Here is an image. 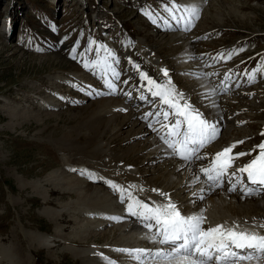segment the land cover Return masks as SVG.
Returning <instances> with one entry per match:
<instances>
[{"label":"rangeland","instance_id":"1","mask_svg":"<svg viewBox=\"0 0 264 264\" xmlns=\"http://www.w3.org/2000/svg\"><path fill=\"white\" fill-rule=\"evenodd\" d=\"M161 1L0 0V264H25L23 259L29 264H107L101 259L84 261L79 253L95 243L94 246L102 248L116 247L114 241L119 233L114 227L98 230L97 233H105L102 239H86L96 233L92 222L99 221L100 215L90 208L93 203L85 199L84 194L80 197L76 192L67 193L64 176L83 179L85 176L79 172L100 169L99 172H103L112 162L114 164L109 157L105 161L106 169L103 166L94 168L98 160L94 149L98 143L120 157L118 164L122 162L139 168L144 159L151 156V146L141 140L137 128L127 126L128 123L123 127L122 119H129L126 112H118L122 99L97 94L89 96L93 86L94 92L100 90L98 70L84 67V62H89L88 57L91 61L97 59L96 45L90 46L89 41L97 44L105 41L119 57V62H123V68L135 57L129 53L137 52L134 46L144 43L153 52V58H159L157 64L169 68L175 88L194 94V102L201 109L203 107L207 116L209 103L202 99L204 106H200L202 97L199 98L194 86L200 68L190 63L209 60L208 64H215L228 51L232 53L231 58L240 55L235 62H228L225 59L229 54H224L225 61L219 65L222 69L236 70L234 90L245 91L247 95L241 99L248 101L238 104L256 103L248 106L243 114L225 105L222 112L227 111L229 115L223 114L222 118L241 120L239 127L245 132L234 130L231 133L232 139L243 141L241 150H246V135L255 136L256 141L263 138L260 131L264 127L261 129L260 123L264 122V74L259 70L264 61V0H203L204 16L195 19L191 31L183 33L192 36L188 40L187 37L172 38L171 35H181V32L162 33L148 23L149 13L155 9L150 3ZM175 2L181 4V0ZM74 46L75 58L72 55ZM125 47L130 48L127 55L121 50ZM103 55L101 52L100 58ZM138 66L143 69L140 64ZM218 68L221 67H207L214 71ZM253 70L257 73L254 81L249 82L247 74ZM218 72L221 74L222 70ZM176 83L181 88H177ZM228 104L235 105L234 102ZM239 107L235 110L242 109ZM143 111L137 114L141 116ZM46 113L51 117L45 118ZM99 129L104 131L100 141ZM65 165L71 168L65 171ZM73 166L83 169L73 171ZM165 175L158 172L146 178L157 185L165 180ZM115 176L121 177L120 174ZM100 182L95 180L90 186L99 187ZM45 196H48L47 203H43ZM45 208L64 210L51 221L50 216L42 215ZM110 214H114L112 210ZM110 214L107 216L115 217ZM102 219L105 220L103 216ZM57 234L59 238L51 248L36 246L31 240L37 235L53 239L51 236ZM126 235L136 240L131 233ZM83 237L84 243L78 242ZM148 244L150 242L146 241L145 245ZM111 257L115 263H135L119 251Z\"/></svg>","mask_w":264,"mask_h":264},{"label":"bare ground","instance_id":"2","mask_svg":"<svg viewBox=\"0 0 264 264\" xmlns=\"http://www.w3.org/2000/svg\"><path fill=\"white\" fill-rule=\"evenodd\" d=\"M181 4H182V6H187V7H190L192 5L198 7L199 17L204 16V13H202L203 6H204L203 0H181ZM171 36H172V38H175V39L178 37L179 38L187 37V40H188V38L191 39V37H192L191 35H184L183 33L181 35H175L174 34ZM141 43H142V41H141ZM130 47H132V46H130ZM134 47L138 50L136 53L129 52L131 54V57H132V55H135V57L131 58V60L128 63V69H129L128 71L130 72V76L137 77V73H136L137 71L135 70L134 65L140 64L144 69L143 72L147 73V75L149 77H151L152 79L156 80L159 83H165L167 80L170 79L172 82V85L174 86V80H172L169 68L165 67V66L158 65L159 64L158 63L159 58H153V56H154L153 52L150 51L148 49V47L146 45H144V43L142 44V46H138V47L134 46ZM128 49H130V48L125 47V48H122L121 50L124 51L123 54L127 55ZM248 49H250V48H248ZM224 54L228 55L229 51L224 52L222 54L223 55L222 58L225 57ZM259 55H260V53H259ZM238 56L240 57V55H237L236 57L234 56L230 59L226 58L225 60H228V62H230V61L235 62V60L238 58ZM133 59H136V60L134 61ZM263 59H264V57H263ZM204 62H205V65H203ZM208 63H209V60H207V61L197 60L194 63L192 62L190 64L193 66H198L200 68V71H199L200 76H197V78H199V79H195V85L194 86H195L196 93L199 94V98L202 97L201 101H200V106H204L201 104L202 99L203 100L205 99L207 104L209 103V107L206 104V106L208 108H210L209 109V116H207L203 110H201L197 106H195V102L193 99L194 94L191 95V93L187 90L175 88L178 92L183 93L185 99L189 103H191V105L195 109H198L204 115V117L206 119H208L209 121L218 122V126H219L220 130L222 131V129H223L222 134L219 136L217 141L215 143H212L210 147L204 149L200 153L203 156L204 155L207 156V160L205 163L193 162L191 165H186L183 161H179L178 159L174 160L173 157H170L169 155L166 154V152L164 150L165 148L163 147L162 143L159 142L158 139L156 138L155 133L153 132V129L151 127H149L148 122L144 120L145 111H143V114L140 116L137 114L138 110L136 111L134 109H131L130 107H126L125 105L121 104L118 106V112L119 113H122L123 111L126 112V114H127L126 117L129 119V120L122 119L123 120V127H124V123H128L127 126H131V128H137L136 129L137 134L139 131L140 132L139 134L141 136V140L144 139L143 142H147L151 146L150 148L148 147L151 150V152H150L151 156L144 159V161L140 165L141 169L137 166L135 167V166H130V165L129 166L124 165L122 162L120 164H118L121 161L120 157L113 155L108 149H105L104 148L105 145H103L102 143H100V144L98 143V146L94 149V153L97 154L95 157H97L98 160L96 161L95 167L94 166L93 167L96 168V170H97V168H100L102 166L106 169L107 163L105 161H107L109 159V157L111 158V162L112 161L115 162L114 164L112 162V164H110V166H108V169L104 170L103 172H99L101 169L98 172L95 170L89 171L88 175L85 176L83 179H79L78 177L77 178L69 177L68 175L64 176L65 183H67V185H68V187H67V185L65 186V187H67L66 188L67 193L76 192L78 195L80 194V197H81V194L82 195L84 194V198L85 197L88 198L93 203V205L90 208L96 209L98 215H100V218L99 219L97 218L99 221H93V222L91 221L92 225H93L92 229H94L95 231L94 230L93 231L96 233L88 236L86 239L95 238V237L96 238L101 237L100 239H102V237L105 236V233L100 234V233H97V231L98 230H105L106 227H112L111 230L114 227L117 229L115 232L117 234L119 233L118 239H115V241H114V245H116V247L113 246L114 249H112L110 247H103L102 248V247H99L98 245L94 246L96 244L95 243L93 246L86 248L83 251H81L79 253V257H82V259L84 261L101 259V260H105L107 264H127L125 262H123V263L116 262L115 263L113 261V258L111 256L116 255V252H117L116 248L117 247H119L118 249H121V248L122 249L146 248V249H150L152 251H155L157 249V247L155 245H152V242L149 239L150 236L143 233L147 229L140 228V227H143L142 224L139 222V225H138L136 223V221H133L131 219V217L126 214V203L121 204L119 202L120 200H118L116 198L117 196L116 197L112 196V194H110L100 184L102 182V180H111L115 184H117L118 186H120V187L123 186L125 189L128 190V192H131L134 197H136V198H138L144 202H148V203H151L152 201H155L157 203L166 202L164 200V198L161 197L158 193L152 191V189H159L160 191L170 195L171 199L181 208L183 214L192 215V214H200L201 212H203V215L207 218L206 223L204 225L205 228H207L209 226H215L217 224L224 225L225 228H232L234 225H238L239 227L236 229L237 231L247 230L249 232H256L260 235H264V227H258V225H264V194H262V195L259 194V195L251 196V197L245 196L242 198V193L239 192L238 190L235 192H228L227 191L228 187L230 186L227 179H225L223 182L225 186H223L222 188H216V189H209L208 185L203 182V178H201L200 182H197V180H196V177L198 175H200L199 169L201 167H207L209 165L210 160L215 156V154L217 152H220L221 150H223L225 147H229V146H232L235 144L236 146L233 148L234 154L240 153V152L251 153L250 155H245L243 157H239L234 162L233 168L229 170L231 172V171H234L235 169H237L239 167L244 166L248 162H250L260 151V149L257 146H259L261 143H264V140H263L258 145H255L254 148H252V151H254V149L257 148V150H256L257 154L255 155V153L253 154L252 151H250L251 148H248L254 142L257 143L255 136L250 135V134L246 135V137H245L247 139L245 142V145H246L245 149L246 150H241V144L242 143H237V142H240L242 140L236 139V138L232 139L231 133L234 130L244 131V129L236 127L238 124L242 123L239 118L233 119V120H229L228 118L226 120V118L225 119L222 118L223 117V112H222L223 107L225 105H228V106L233 108V111H236V112L245 111V110H248V108H249L248 106L253 105L256 102L255 101H254L255 103L249 102L248 106L237 105L240 102H248V101L242 100V99H244L242 97H246V95H247L245 93V91L243 92L242 90L235 91L232 97L221 96V94L224 93V91L223 92L220 91L219 88H217V84H220L219 81H220L222 75L227 70H230V73H235L236 70L230 69V68L222 69V72H221L219 79H218L217 77H215V75L217 73H219L218 70L214 71V70L207 69ZM228 66H231V64H228ZM161 69H166L168 71V74H169L168 77L163 76ZM259 73L264 74V61H263V65L261 66V68L259 70ZM123 78H125V76H123ZM222 86L223 85H220L219 87H222ZM187 89H189V88H187ZM256 92H258L257 89H256ZM140 97H141L140 95H138L136 98L134 96L133 99H135V100H132V102L133 103L138 102L139 104H142L140 102L141 101ZM232 102H234L235 105H229L228 104V103H232ZM236 106H240V107H242V109L235 110ZM54 108H56V106ZM137 108H140V107H137ZM144 110H146V109H144ZM99 116H100V114H99ZM44 117L45 118L51 117V114L46 113ZM100 117H102V116H100ZM97 118H99V117H97ZM99 125H100V121H99ZM262 126L264 127V122L260 123L261 129H262ZM250 129H251V127H250ZM100 130L101 129H99V133H97V135L99 137L98 141H100V139L102 138V135L104 133V131H100ZM117 132H120V131L117 130ZM260 132H264V128ZM227 135H229L228 138L226 137ZM138 154H140V152ZM91 158H93L92 155H91ZM87 160L88 159H86V161ZM90 162H91V160H90ZM77 163H79V162H77ZM89 166H90V164H89ZM66 168H67V166H66ZM68 168L65 169V171H68ZM148 168L149 169L151 168V170H149ZM73 169L79 170V169H83V167L82 166L81 167L73 166L71 170H73ZM114 169H116V170H114ZM108 170H114V171L110 172ZM158 172H161L162 174L163 173L166 174L165 180L162 183L157 184V185L154 184L153 181L148 182L149 180H147L146 177H148V175H153V174L158 173ZM119 174L121 175V177L115 176V175H119ZM89 177H91V178H89ZM120 178L122 180H119ZM74 180H76V183H71ZM95 180L101 181L99 183L100 184L99 187L90 186V183L94 182ZM77 183H79V186ZM96 183H97V181H96ZM129 186H135V187H129ZM20 187H23V185H20ZM65 187H63V188H65ZM202 189H203V192H201ZM201 194L204 197L202 200L199 198ZM46 197H48V196H45L43 203H47ZM84 198H82V200ZM111 206H115L117 209L115 207L112 208ZM45 210H47V209L45 208ZM45 210L43 211L42 215H44L46 217H47V215L50 216L49 219L51 221H53L61 215L64 208L60 209V210H58V209L57 210L52 209L50 211H48V210L45 211ZM111 210H112V213L115 214V217H121L122 218L119 221L120 224L119 223L116 224L115 222L111 221V219H109V218L105 219V217L110 214ZM114 214H110V215H114ZM102 216L104 217L105 220L102 219ZM52 218H53V220H52ZM89 222H88V224L91 223V222L90 223ZM129 233L134 235L136 237V240L128 239V237H126L127 236L126 234L129 235ZM51 237L53 239H51L50 237H47V236L37 235V236H34L33 239H31V240H34L36 242V246L44 247V248H51V245L56 242L57 238H59L58 234L55 236H51ZM84 241H85L84 237H83V239L79 238V240H78V242H80V243H84ZM146 241H149L150 244L145 245ZM28 247H29V249H32V245H30ZM81 254H83V255H81ZM109 254H111V256H109ZM23 261L25 264H29L28 260L23 259ZM101 264H104V262H102ZM134 264H136V262ZM254 264H264V259H262L258 262L256 261Z\"/></svg>","mask_w":264,"mask_h":264},{"label":"snow or ice","instance_id":"3","mask_svg":"<svg viewBox=\"0 0 264 264\" xmlns=\"http://www.w3.org/2000/svg\"><path fill=\"white\" fill-rule=\"evenodd\" d=\"M172 8H183L180 16H176L167 7L165 11L173 16L177 25L182 26L184 31H189L193 26V20L199 19V9L196 6L189 8L178 5L175 0H172ZM149 18H151L150 13ZM89 44L96 45L97 59L84 62V67L86 69L91 67L92 70L99 69L109 94H116V81L120 79V72L116 67L119 59L106 45L97 44L94 41H89ZM101 52L104 53L103 58H100ZM72 55L75 58V46ZM231 55L232 53H229L227 59H230ZM134 68L139 73L140 80L146 82L143 84L144 89L151 97L159 99L160 109L153 118L160 123L161 115L163 117L164 123H161V128L165 131L159 138L166 146L164 149L166 154L180 159L186 165L205 159L206 156L200 154L201 150L218 138L220 134L218 122L206 119L185 99L183 93L175 89L170 79L165 83H159L141 71L138 65H134ZM161 72L164 77H168L166 69H161ZM255 72L256 70H253L252 73L247 74L249 82L254 81ZM229 79L231 77L226 74L225 81ZM140 98L145 99L143 96ZM150 116H153V113H146L144 119L148 120ZM151 126L149 124V127ZM237 143H243V141ZM235 146L234 144L217 152L207 167L199 169L200 175L196 177V180L200 182L203 178V182L209 189H216L222 188L224 180L227 179L230 185L227 191L235 192L239 185L243 198L255 194L256 191L245 185L244 175L247 177V185H258L264 188V143L257 146L260 151L250 162L230 172L229 170L233 168L234 162L239 157L251 154L243 152L234 154ZM73 171L76 170L73 169ZM80 174L84 175L85 172L82 171ZM107 183L115 193L119 194L121 203L127 201L126 214L140 221L142 226L151 233L149 239L155 244L166 246L157 248L155 251L146 248L117 249L132 258L136 264H251L252 261L258 262L264 259V235L247 230L237 231L238 225L225 228L224 225L217 224L205 228L207 218L203 212L192 215L183 214L170 195L159 189H152V191L158 193L166 202L148 203L134 197L127 189L117 186L112 181ZM199 198L202 200L204 197L201 194ZM108 218L116 222L122 219L121 217ZM258 227H264V225H258Z\"/></svg>","mask_w":264,"mask_h":264}]
</instances>
